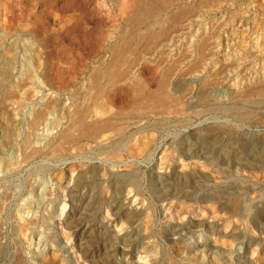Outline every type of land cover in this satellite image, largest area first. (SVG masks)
Here are the masks:
<instances>
[{
    "label": "rangeland",
    "instance_id": "1",
    "mask_svg": "<svg viewBox=\"0 0 264 264\" xmlns=\"http://www.w3.org/2000/svg\"><path fill=\"white\" fill-rule=\"evenodd\" d=\"M157 1L0 0V264H264V0Z\"/></svg>",
    "mask_w": 264,
    "mask_h": 264
},
{
    "label": "bare ground",
    "instance_id": "2",
    "mask_svg": "<svg viewBox=\"0 0 264 264\" xmlns=\"http://www.w3.org/2000/svg\"><path fill=\"white\" fill-rule=\"evenodd\" d=\"M147 1H148V0H136V4H135V3H134V4L137 5V8H138V10L136 9V10H137L136 13H138V14H136L137 16L140 15V12L142 11L141 13L144 14V15L147 14V18H148V15L151 13V12L149 13V11L151 10V9H150L151 7H150V8H148V7L151 6V5H149V6L147 7V6H146V5H147ZM160 1H162V0H160ZM201 1H202V0H201ZM149 2H150V1H149ZM149 2H148V3H149ZM152 2H153V1H152ZM157 2H159V1L156 0V3H157ZM171 3H172V2H171ZM178 4H179V3H178ZM200 4H202V2H201ZM205 4H206V3H205ZM181 5H182V4H181ZM178 6L180 7V5H178ZM202 6H203V5H202ZM169 7H171V6H169ZM172 7H173V6H172ZM179 7H176V8H179ZM199 7H200V6H199ZM154 8H155V5H154ZM183 8H184V7H183ZM146 9H149V10H146ZM184 9H185V8H184ZM194 9H195V8H194ZM156 10H157V9H156ZM156 10H155V11H156ZM165 10H166V9H165ZM168 10H169V9H168ZM175 10H177V9H175ZM179 10H180V9H178V11H179ZM188 10H189V9H188ZM190 11H191V10H190ZM180 12H182V11H180ZM185 12H186V11H185ZM195 12H196V11H195ZM132 13H133V12H132ZM182 13H183V12H182ZM190 13L192 14V12H190ZM130 14H131V13H130ZM153 14H154V16H155L157 13L155 14V13H154V10H153ZM177 14L179 15L178 12H177ZM191 14H190V15H191ZM127 15H129V14H127ZM132 15H133V14H132ZM136 15H135V16H136ZM154 16H153V17H154ZM156 16H158V15H156ZM163 16H164V15H163ZM170 16L173 17V14L170 15ZM170 16H169V17H170ZM183 16H184V18H185V14H184ZM186 16H187V14H186ZM191 16H192V15H191ZM141 17H143V16H141ZM145 17H146V16H145ZM153 17L151 16V18H153ZM187 17H189V15H188ZM197 17H198V16H197ZM184 18H182V19H184ZM136 19H137V18H136ZM136 19H134V20L136 21ZM138 19H140V18H138ZM158 19H159V18H158ZM168 19H169V18H168ZM171 19H172V18H171ZM124 20H125V19H124ZM134 20H133V21H134ZM143 20H144V19H143ZM143 20H142V21H143ZM145 20H147V19H145ZM184 20H185V19H184ZM189 20H190V19H189ZM133 21H132V22H133ZM135 21H134V22H135ZM174 21H175V19H174ZM176 21H178V19H176ZM182 21H183V20H182ZM152 22H153V21H152ZM156 22H157V21H156ZM186 22H187V21H186ZM189 22H190V21H189ZM141 23H142V22H140V24H141ZM171 23H172V22H171ZM173 23H174V22H173ZM178 23H179V22H178ZM135 24H136V22H135ZM138 24H139V22H138ZM167 25H168V24H167ZM169 25H170V24H169ZM173 25H174V24H173ZM173 25H172V26H173ZM178 25H179V24H178ZM189 25H190V23H189ZM126 26H127V25H126ZM128 26H129V24H128ZM135 26H136V25H135ZM135 26H134V27H135ZM149 26H150V25H149ZM172 26H171V27H172ZM222 26H223V25H222ZM129 27H130V26H129ZM129 27H128V28H129ZM134 27H132V29H133ZM174 27H175V25H174ZM182 27H183V26H182ZM210 27H211V26H210ZM149 28H150V27H149ZM149 28H148L147 30H149ZM169 28H170V27H169ZM177 29H178V28H176L175 30H177ZM180 30H181V29H180ZM209 30H210V28H209ZM209 30H208V31H209ZM169 31H170V29H169ZM178 31H179V30H178ZM216 31H218V29H217ZM139 32H140V31H139ZM160 32H161V31H160ZM170 32H172V31H170ZM127 33H128V32H127ZM140 33H141V32H140ZM116 35H117V34H116ZM118 35H119V34H118ZM160 35H161V34H160ZM160 35H159V36H160ZM184 35H185V34H184ZM214 35H215V34H214ZM219 35H220V34H219ZM219 35H217V36H219ZM159 36H158V34H154V32H153V34H151V36H150L149 39L152 38V40H154V42H155V40H156ZM165 36H166V35H165ZM200 36H201V35H200ZM202 36H203V35H202ZM206 36H207V35H206ZM209 37H210V36H209ZM133 38H134V37H133ZM171 38H172V37H171ZM199 38H200V37H199ZM199 38H198V40H200ZM201 38H202V37H201ZM203 38H204V37H203ZM115 40H116V39H115ZM161 40H163V39H161ZM184 40H185V39H184ZM116 41H117V40H116ZM119 41H120V40H119ZM202 41H203V40H202ZM108 42H109V41H108ZM152 42H153V41H152ZM152 42H151V43H152ZM154 42H153V43H154ZM175 42H176V41H175ZM151 43H150V44H151ZM153 43H152V44H153ZM189 43H190V42H189ZM107 44H108V43H107ZM186 44H187V43H186ZM207 44H208V43H207ZM215 44H216V43H215ZM215 44H214V45H215ZM184 45H185V44H184ZM156 46H158V45H156ZM199 46H200V45H199ZM209 46H210V45H209ZM117 47H118V46H117ZM141 47H142V46H141ZM144 47H145V46H144ZM171 47H172V46H171ZM187 47H188V46H187ZM206 47H207V46H206ZM153 48H154V47H153ZM156 48H157V47H156ZM199 48H200V47H199ZM216 48H217V47H216ZM111 49H112V48H111ZM148 49H149V48H148ZM167 49H168V48H167ZM167 49H166V50H167ZM183 49H185V48H183ZM202 49H203V48H202ZM213 49H214V48H213ZM144 50H145V49H144ZM149 50H150V49H149ZM166 50H165V51H166ZM190 50H191V49H190ZM211 50H212V49H211ZM134 51H135V50H134ZM179 51H180V50H179ZM198 51H199V50H198ZM127 52H128V51H127ZM141 52H142V51H141ZM141 52H140V53H141ZM143 52H145V51H143ZM148 52H149V51H148ZM151 52H153V50H152ZM202 52H203V51H202ZM146 53H147V51H146ZM160 53H161V52H160ZM169 53H170V52H169ZM197 53H200V52H197ZM111 54H112V53H111ZM142 54H143V53H142ZM104 55H105V54H104ZM113 55H114V54H113ZM128 55H129V54H128ZM144 55H145V54H144ZM149 55H150V54H149ZM160 55H161V54H160ZM198 55H200V54H198ZM145 56H146V55H145ZM147 56H148V55H147ZM202 56H203V55H202ZM202 56H199V57L202 58ZM112 57H113V56H112ZM114 57H116V56H114ZM114 57H113V58H114ZM117 57H118V56H117ZM180 57H181V55H180ZM186 57H187V56H186ZM248 57H249V56H248ZM143 58H144V57H143ZM108 59H109V58H108ZM114 59H115V58H114ZM116 59H117V58H116ZM150 59H151V58H150ZM167 59H168V58H167ZM177 59L179 60V58H177ZM177 59H175V60H176L175 62L178 61ZM191 59H192V58H191ZM119 60H120V59H119ZM126 60H127V59H126ZM135 60H136V59H135ZM156 60H157V59H156ZM181 60H183V59H181ZM200 60H201V59H200ZM38 61H39V60H38ZM107 61H108V60H107ZM172 61H174V60H172ZM99 62H100V61H99ZM138 62H139V59H138ZM144 62H145V61H144ZM135 63H136V62H135ZM159 63H160V62H159ZM161 63H163V61H162ZM196 63H197V62H196ZM196 63H195V64H196ZM136 64H138V63H136ZM136 64H135V65H136ZM143 64H144V63H143ZM151 64L153 65V63H151ZM157 64H158V63H157ZM171 64H172V63H171ZM171 64H170V66H171ZM240 64H241V63H240ZM117 65H118V64H115V62H114L109 68H107V69H108V70H107L108 72H106V73H107V76H109V79H110V81H112V82H113V80H114V81H120V80H123V76L120 74L121 71L119 72L120 68H122V67H119V66L122 65V64H120V65L118 66L119 69L117 68ZM161 65H162V64H161ZM234 65H236V64H234ZM237 65H238V63H237ZM93 66H94V65H93ZM167 66H168V65H167ZM191 66H192V65H191ZM196 66H197V65H196ZM199 66H200V65H199ZM231 66H232V65H231ZM105 67H106V66H105ZM171 67H172V66H171ZM176 67H177V65H176ZM188 67L190 68V66H188ZM188 67H187V68H188ZM192 67H195V66H192ZM166 68H167V67H166ZM169 68H170V67H169ZM174 68H175V67H174ZM187 68H186V69H187ZM189 68H188V69H189ZM196 68H197V67H196ZM226 68H227V66H226ZM124 69H125V68H124ZM126 69L128 70V68H126ZM151 69H153V68H151ZM154 69H155V68H154ZM167 69H168V68H167ZM197 69H198V68H197ZM201 69H203V68H201ZM122 70H123V69H122ZM169 70H170V69H169ZM184 70H185V69H184ZM222 70L224 71L225 69H222ZM222 70H221V71H222ZM125 71H126V70H125ZM155 71H156V70H155ZM172 71H173V70H172ZM195 71H196V70H195ZM223 71H222V72H223ZM162 72L164 73V71H162ZM165 72H166V71H165ZM189 72H190V71H189ZM189 72H188V73H189ZM196 72H197V71H196ZM196 72H195V73H196ZM106 73H105V74H106ZM166 73H167V72H166ZM169 73H171V72H169ZM191 73H192V72H191ZM128 74H129V73H128ZM154 74H155V73H154ZM167 74H168V73H167ZM180 74H181V73H180ZM189 74H190V73H189ZM196 74H197V73H196ZM212 74H213V73H212ZM100 75H101V74H100ZM126 75H127V73H126ZM140 75H141V74H140ZM184 75H185V74H184ZM163 76H164V74H163ZM170 76H171V75H170ZM179 76H181V75H179ZM179 76H178V77H179ZM205 76H207V75H205ZM210 76H211V75H210ZM210 76H209V77H210ZM92 77H93V76H92ZM92 77H90V78H92ZM94 77H95V78H94V81H96V83L98 84V82L100 81V80H99L100 78H99L97 75H95V74H94ZM129 77H131V76H129ZM167 77H168V76H167ZM104 78H105V77H104ZM107 78H108V77H107ZM131 78H132V77H131ZM206 78H207V77H206ZM101 79H102V78H101ZM105 79H106V78H105ZM143 79H144V78H143ZM167 79H168V78H166V80H167ZM129 80H130V79H129ZM132 80H133V79H132ZM132 80H131V81H132ZM157 80H158V79H157ZM87 81H88V80H87ZM92 81H93V79H92ZM94 81H93V83H94ZM106 81H109V80H106ZM124 81H126V80H124ZM134 81H135V80H134ZM176 81H177V80H176ZM179 81H180V80H179ZM201 81H202V80H201ZM100 82H101V81H100ZM100 82H99V83H100ZM122 82H123V81H122ZM163 82H164V84H165L167 81H166V82L163 81ZM163 82H162V83H163ZM103 83H104V81H103ZM106 83H107V82H106ZM124 83H125V82H124ZM126 83H127V82H126ZM129 83L131 84V82H129ZM133 83H134V82H133ZM133 83H132V84H133ZM144 83H145V82H144ZM147 83H148V82H147ZM156 83H157V82H156ZM175 83H176V82H175ZM212 83H213V80H212ZM214 83H215V82H214ZM22 84H23V83H22ZM64 84H65V83H64ZM101 84H102V83H101ZM104 84H105V83H104ZM114 84H116V82H115ZM114 84L112 83V86H113ZM132 84H131V85H132ZM164 84H161V85L159 86V88H156V90H155V91H156V94H159V93H160L159 91H161L162 88L164 89V86H165ZM167 84H168V83H167ZM172 84H173V83H172ZM218 84H220V83H218ZM95 85H96V84H95ZM105 85H106V84H105ZM116 85H117V84H116ZM123 85H124V84H123ZM127 85H128V84H127ZM209 85H210V84H209ZM257 85H258V84H257ZM257 85H256V86H257ZM259 85H260V84H259ZM259 85H258V86H259ZM261 85H263V84H261ZM9 86H10V85H9ZM14 86H15V85H14ZM20 86H21V85H20ZM20 86H19V87H20ZM110 86H111V85H110ZM154 86H155V85H154ZM221 86H222V85H221ZM254 86H255V85H254ZM254 86H253V87H254ZM256 86H255V87H256ZM100 87H102V86H100ZM103 87H104V85H103ZM128 87H129V86H128ZM130 87H131L132 92H133L135 95H139V96L142 95V91L138 89L139 86L137 87V85L134 84V85H132V86H130ZM130 87H129V88H130ZM205 87H207V86H205ZM249 87H250V86H249ZM15 88H16V87H15ZM93 88H94V87H93ZM200 88H201V87H200ZM200 88H199V89H200ZM250 88H251V87H250ZM10 89H11V87H10ZM25 89H26V88H25ZM78 89H79V88H78ZM97 89H98V88H97ZM100 89H101V88H100ZM100 89H99V91H100ZM110 89H111V88H110ZM110 89H109V90H110ZM173 89H174V88H173ZM191 89H192V88H191ZM254 89H255V88H254ZM15 90H16V89H15ZM34 90H35V89H34ZM46 90H47V89H46ZM105 90H106V89H105ZM204 90H205V89H204ZM206 90H207V89H206ZM248 90H249V88H248ZM251 90H252V88H251ZM256 90H258L259 92L264 93V86H262L261 88L256 89ZM28 91H29V90H28ZM38 91H39V90H38ZM99 91H98V93H99ZM102 91H103V90H102ZM190 91H191V90H190ZM190 91H189V92H190ZM235 91H236V90H235ZM237 91H238V90H237ZM249 91H250V90H249ZM46 92H47V91H46ZM183 92H184V91H183ZM195 92H196V91H195ZM232 92H233V91H232ZM25 93H26V92H25ZM27 93H28V92H27ZM107 93H108V92H107ZM123 93H124V92H123ZM129 93H130V92H129ZM129 93H128V94H129ZM197 93H198V92H197ZM203 93H204V91H203ZM239 93H240V92H239ZM243 93H244V91H243ZM248 93H249V92H248ZM8 94H10V93H8ZM101 94H102V93H101ZM154 94H155V92L152 91L151 94L149 93V95H148V96L146 95V96H147L148 99H151V98L153 99ZM26 95H27V94H26ZM46 95H47V93H46ZM50 95H51V94H50ZM96 95H97V93H96ZM109 95H110V94H109ZM115 95H116V94H115ZM125 95H126V94H125ZM129 95H130V94H129ZM185 95H187V94H185ZM185 95H183V99H184V96H185ZM14 96H15V95H14ZM14 96H13V97H14ZM28 96H29V95H28ZM126 96H127V95H126ZM159 96H160V95H159ZM164 96H166V95H164ZM171 96H172V95H171ZM180 96H181V95H179V97H180ZM197 96H198V95H197ZM197 96H196V97H197ZM242 96H244V95H242ZM38 97H39V96H38ZM136 97H137V96H136ZM58 98H59V97H58ZM129 98H130V97H129ZM158 98H160V99H159V102H160V103H161V102H164V101L166 102L167 99H169V100L171 99V97H170L169 95L166 96V97H162V96H160V97H158ZM173 98H174V97H173ZM173 98H172V99H173ZM176 98H177V97H176ZM176 98H175V99H176ZM180 98H181V97H180ZM261 98H262V96H261ZM12 99H13V98H12ZM24 99H25V97H24ZM94 99H96V98H94ZM106 99H107V98H106ZM133 99H134V97H133ZM135 99H136V98H135ZM202 99H203V98H202ZM246 99H249V98L246 97ZM254 99H255V98H254ZM259 99H260V98H259ZM107 100H110V99H107ZM130 100H131V99H130ZM145 100H146V99H145ZM145 100H144V101H145ZM244 100H245V98H244ZM65 101H66V99H65ZM144 101H143V102H144ZM155 101H156V100L154 99V102H155ZM157 101H158V99H157ZM197 101H198V100H197ZM245 101H246V100H245ZM247 101H248V100H247ZM256 101H257V100H256ZM260 101H263V100H260ZM21 102H22V101H21ZM86 102H87V101H86ZM231 102H232V101H231ZM14 103H15V102H14ZM56 103H57V102H56ZM103 103H104V102H103ZM128 103H129V102H128ZM160 103H159V104H160ZM214 103H215V102H214ZM219 103H220V102H219ZM248 103H249V102H248ZM250 103H252V102H250ZM8 104H9V103H8ZM105 104H106V103H105ZM105 104H104V105H105ZM143 104H144V103H143ZM146 104H147V103H146ZM148 104H149V103H148ZM153 104H154V103H153ZM156 104H157V103H156ZM192 104H193V103H192ZM228 104H229V103H228ZM259 104H260V103H259ZM94 105H95V104H94ZM114 105H115V104H114ZM130 105H131V104H130ZM130 105H128V106H130ZM132 105H133V104H132ZM134 105H136V103H134ZM154 105H155V104H154ZM164 105H165V104H164ZM219 105H220V104H219ZM246 105H247V104H246ZM18 106H19V105H18ZM60 106H61V105H60ZM170 106H171V105H170ZM182 106H183V105H182ZM182 106H181V107H182ZM216 106H217V105H216ZM220 106H221V105H220ZM248 106H249V105H248ZM106 107H107V106H106ZM123 107H124V106H123ZM163 107H164V106H163ZM163 107H162V108H163ZM193 107H194V106H193ZM211 107H212V106H211ZM47 108H48V106H47ZM87 108L89 109V107H87ZM100 108H101V107H100ZM112 108H113V107H112ZM202 108H203V107H202ZM209 108H210V107H209ZM216 108H217V107H216ZM231 108H232V107H231ZM242 108H243V107H242ZM69 109H70V108H69ZM77 109L80 110L81 108L78 107ZM77 109H76V110H77ZM83 109H84V107H83ZM85 109H86V108H85ZM85 109H84V110H85ZM88 109H87V112H88ZM93 109H94V108H93ZM130 109H131V108H130ZM130 109H129V110H130ZM138 109H139V108H137L136 110H138ZM168 109H169V108H168ZM170 109H171V108H170ZM228 109H229V108H228ZM234 109H235V108H234ZM234 109H233V110H230V113L233 114L234 116H238L239 113H238L236 110H234ZM59 110H60V109H59ZM97 110H98V109H97ZM225 110H226V108H225ZM253 110H254V109H253ZM131 111H132V110H131ZM144 111H145V110H144ZM167 111H168V110H167ZM167 111H166V112H167ZM174 111H176V110L174 109ZM226 111H227V110H226ZM243 111H244V110H243ZM75 112H76V111H75ZM92 112H93V111H92ZM101 112H102V111H101ZM101 112H100V113H101ZM103 112H104V111H103ZM106 112H107V111H106ZM132 112H133V111H132ZM136 112H137V111H136ZM138 112H141V110L138 111ZM170 112H171V111H170ZM180 112H181V111H180ZM206 112H207V111H206ZM259 112H260V111H259ZM43 113H44V112H43ZM77 113H78V110H77ZM81 113H82V112H81ZM84 113H85V112H84ZM113 113H114V111H113ZM113 113H112V114H113ZM120 113H121V112H120ZM120 113H119V114H120ZM156 113H157V112H156ZM171 113H172V112H171ZM175 113H176V112H175ZM175 113H173V114H175ZM215 113H216V112H215ZM245 113H246V112H245ZM40 114H41V113H39V115H40ZM70 114H71V113H70ZM86 114H87V113H85V115H84V114H82V115L86 116ZM101 114H102V113H101ZM101 114H99V115H101ZM109 114H110V113H109ZM116 114H117V113H116ZM124 114H125V112H124ZM124 114H123V116H124ZM177 114H178V113H177ZM184 114H185V113H184ZM192 114H195V113H192ZM219 114H220V113H219ZM257 114H258V113H257ZM74 115H76V114H74ZM92 115H93V114H92ZM96 115H97V114H96V112H95L94 117H93V118L91 117V119H93V120H97V119H99V118H97ZM99 115H98V116H99ZM126 115H127V114H126ZM163 115H164V114H163ZM179 115H180V114H179ZM220 115H221V114H220ZM253 115H254V114H253ZM35 116H36V115H35ZM48 116H49V115H48ZM80 116H81V114H80ZM84 116H82V119H76V122H74V125H70V126L66 127V129L63 130L64 132L61 133L62 135H61V138H60V139H61V142H60L61 144L64 145V143H68V141H71L72 139H74V133H73V132H74V130H76V129L78 130V132H76V133H78L77 135L80 134V135H82V136H84V137H86V136H90V137H91L93 134L97 133L98 131H101V130L104 129V128H108V127H110L111 124H113V122L111 123V122H109V121L107 120V122H102V123L100 122V125H97V124H96V126H95V124H94V126L90 127L91 125H90V126H89V125H85V123H84V118H85V117H84ZM88 116H89V114H88ZM102 116H103V115H101V118H102ZM107 116H108V115H107ZM112 116H114V115H112ZM128 116H129V115H128ZM250 116H251V115H250ZM42 117H43V116H42ZM46 117H47V116H46ZM75 117H76V116H75ZM78 117H79V116H78ZM89 117H90V116H89ZM89 117H88V118H89ZM239 117H240V116H239ZM243 117H244V116H242L241 118H243ZM245 117H246V115H245ZM256 117H257V116H256ZM69 118H70V116H69ZM110 118H112V117H110ZM252 118H253V117H252ZM36 119H37V118H36ZM73 119H74V118H73ZM103 119H104V118H103ZM105 119H106V118H105ZM107 119H108V118H107ZM112 119H113V118H112ZM34 120H35V119H34ZM114 120H115V119H114ZM163 120H164V119H163ZM178 120H179V119H178ZM241 120H242V119H241ZM88 121H89V119H88ZM99 121H100V119H99ZM101 121H102V120H101ZM105 121H106V120H105ZM115 121H116V120H115ZM118 121H119V120H118ZM255 121H256V120H255ZM29 122H30V121H29ZM69 122H70V121H69ZM97 122H98V121H96L95 123H97ZM155 122H156V121H155ZM186 122H187V121H186ZM246 122H247V121H246ZM246 122H245V123H246ZM262 122H264V121H262ZM66 123H67V122H66ZM116 123H117V122H116ZM116 123H115V124H116ZM127 123H128V122H127ZM247 123H248V122H247ZM31 124H32V122H31ZM130 124H131V123H130ZM171 124H172V123H171ZM179 124H180V123H179ZM131 125H133V124H131ZM184 126H186V125H184ZM213 126H214V125H213ZM213 126H212V127H213ZM62 127H63V126H62ZM140 127H141V126H140ZM24 128H25V127H24ZM173 128H174V127H173ZM206 128H207V127H206ZM218 128H220V127H218ZM261 128H262V127H261ZM263 128H264V127H263ZM19 129H20V128H19ZM113 129H114V128H113ZM214 129H215V128H214ZM214 129H213V130H214ZM220 129H221V128H220ZM227 129H228V128H227ZM238 129H239V128H238ZM110 130H111V129H110ZM108 131H109V130H108ZM103 132H104V131H103ZM109 132H110V131H109ZM203 132H204V131H203ZM100 133H101V132H100ZM107 133H108V132H107ZM107 133H106V134H107ZM114 133H115V132H114ZM124 133H125V132H124ZM103 134H105V133H103ZM258 134H259V133H258ZM258 134H257V136H258ZM52 135H53V134H52ZM107 135H108V134H107ZM229 135H230V134H229ZM82 136H81V137H82ZM99 136H102V135H99ZM99 136H97V137H99ZM105 136H106V135H105ZM238 136H239V135H238ZM259 136H260V135H259ZM59 137H60V136H59ZM77 137H78V136H77ZM77 137H76V138H77ZM94 137H95V136L93 135V138H94ZM106 137H109V136H106ZM149 137H150V136H149ZM198 137H199V136H198ZM201 137H202V136H201ZM209 137H212V136L210 135ZM86 138H87V137H86ZM104 138H105V137H104ZM14 139H15V138H14ZM26 139H27V138H26ZM91 139H92V138H91ZM119 139H120V137H119ZM228 139H229V138H228ZM27 140H28V139H27ZM27 140H26V141H27ZM77 140H79V139H77ZM84 140H85V139H84ZM103 140H105V139H103ZM201 140H202V139H201ZM14 141H15V140H14ZM28 141H30V140H28ZM28 141H27V142H28ZM87 141H88V140H87ZM89 141H90V140H89ZM96 141H97V143H98V140H96ZM107 141H108V139H107ZM115 141H116V140H115ZM192 141H193V140H192ZM218 141H219V140H218ZM100 142H101V141H100ZM262 142H264V141H262ZM29 143H30V142H29ZM88 143H89V142H88ZM107 143H108V142H107ZM114 143H115V142H114ZM120 143H121V142H120ZM221 143H222V142H221ZM91 144H92V143H91ZM91 144H90V145H91ZM215 144H216V143H215ZM33 145H34V144H33ZM43 145H44V144H43ZM51 145H52V144H51ZM78 145H79V144H78ZM84 145H85V144H84ZM86 145H87V144H86ZM90 145H89V146H90ZM95 145H96V144H95ZM97 145H98V144H97ZM107 145H108V144H107ZM217 145H218V144H217ZM99 146H100V145H99ZM103 146H104V144H103ZM221 146H222V144H221ZM60 147H61V146H60ZM62 147H63V146H62ZM62 147H61V148H62ZM96 147H97V146H96ZM110 147H111V146H110ZM61 148H60V150H62ZM63 148H65V145H64ZM77 148H78V147H77ZM104 148H105V147H104ZM203 148H204V147H203ZM39 149H40V148H39ZM54 149H55V148H54ZM98 149H99V148H98ZM102 149H103V148H102ZM26 150H27V149H26ZM78 150H79V149H78ZM33 151H34V150H33ZM52 151H53V150H52ZM162 151H163V150H162ZM208 151H209V150H208ZM53 152H54V151H53ZM67 152H68V151H67ZM87 152H88V151H87ZM93 152H94V151H93ZM255 153H256V152H255ZM25 154H26V156H25L26 158L31 157V155H28L27 153H25ZM35 154H36V153H35ZM53 154H54V153H53ZM32 156H33V155H32ZM55 156H56V155H55ZM90 156H91V155H90ZM102 156H103V155H102ZM118 156H119V155H118ZM33 157H34V156H33ZM97 157H98V156H97ZM31 158H32V157H31ZM170 158H171V157H170ZM39 159H40V158H39ZM59 159H60V157H59ZM202 159H203V158H202ZM103 160H104V159H103ZM106 160H107V159H106ZM163 160H164V159H163ZM15 161H16V160H15ZM22 161H23V160H22ZM24 161H25V160H24ZM31 161H32V159H31ZM56 161H57V160H56ZM172 161H173V160H172ZM187 161H188V160H187ZM252 161H253V160H252ZM68 162H69V161H68ZM194 163H195V162H194ZM9 164H10V163H9ZM179 164H180V163H179ZM195 164H196V163H195ZM19 165H20V164H19ZM78 165H79V164H78ZM92 165H93V164H92ZM96 165H97V164H96ZM132 165H133V164H132ZM82 166H83V165H82ZM85 166H86V165H85ZM112 166H113V165H112ZM184 166H185V165H184ZM190 166H191V165H190ZM196 166H197V164H196ZM116 167H117V166H116ZM185 167H187V166H185ZM233 167H234V166H233ZM240 167H241V166H240ZM13 168H14V167H13ZM78 168H79V167H78ZM108 168H109V167H108ZM160 168H161V167H160ZM195 168H196V167H195ZM208 168H209V167H208ZM237 168H238V167H237ZM66 169H67V168H66ZM75 169H76V168H75ZM166 169H167V168H166ZM202 169H204V168H202ZM177 170H178V169H177ZM183 170H185V169H183ZM67 171H68V170H67ZM175 171H176V170H175ZM204 171H205V170H204ZM243 171H244V170H243ZM60 172H61V171H60ZM108 172H109V171H108ZM178 172H179V171H178ZM192 172H193V169H192ZM197 172H198V170H197ZM201 172H202V171H201ZM247 172H248V171H247ZM90 173H91V172H90ZM112 173H113V172H112ZM181 173H182V172H181ZM194 173H195V172H194ZM216 173H217V172H216ZM249 173H250V172H249ZM12 174H13V173H12ZM158 174H159V173H158ZM176 174H177V173H176ZM186 174H187V173H186ZM217 174H218V173H217ZM238 174H240V173H238ZM194 175H195V174H194ZM204 175H205V174H204ZM69 176H70V175H69ZM139 177H140V176H139ZM251 177H252V176H251ZM103 179H104V178H103ZM166 179H167V178H166ZM219 179H220V178H219ZM240 179H241V178H240ZM76 180H77V179H76ZM128 180H129V179H128ZM201 180H202V179H201ZM241 180H242V179H241ZM152 181H154V180H152ZM196 181H197V180H196ZM84 182H85V181H84ZM247 182H248V181H247ZM118 183H119V182H118ZM124 183H125V182H124ZM68 184H69V183H68ZM219 184H220V183H219ZM232 184H233V183H232ZM216 186H217V185H216ZM68 187H69V186H68ZM117 189H118V188H117ZM217 189H218V188H217ZM60 190H61V189H60ZM213 190H214V189H213ZM95 191H96V190H95ZM217 192H218V191H217ZM246 192H247V191H246ZM253 193H254V192H253ZM88 194H89V193H88ZM216 194H217V193H216ZM71 195H72V194H71ZM132 195H133V194H132ZM138 195H139V194H138ZM94 196H95V195H94ZM135 197H136V196H135ZM93 199H94V198H93ZM217 199H218V198H217ZM233 199H234V198H233ZM126 202H127V201H126ZM228 202H229V201H228ZM239 202H240V201H239ZM61 203H62V202H61ZM95 204H96V203H95ZM131 204H132V203H131ZM179 204H180V203H179ZM213 204H214V203H213ZM75 205H76V204H75ZM78 205H79V204H78ZM59 207H60V206H59ZM106 207H107V206H106ZM189 208H190V207H189ZM65 209H66V208H65ZM160 209H162V208H160ZM83 211H84V210H83ZM91 211H92V210H91ZM84 212H85V211H84ZM116 212H117V211H116ZM60 213H61V212H60ZM114 213H115V212H114ZM104 214H105V213H104ZM234 214H235V213H234ZM64 215H65V214H64ZM142 215H143V214H142ZM175 217H176V216H175ZM175 217H174V218H175ZM246 217H247V216H246ZM215 219H217V218H215ZM71 220H72V219H71ZM76 220H77V219H76ZM239 220H240V219H239ZM239 220H238V221H239ZM214 221H215V220H214ZM140 222H141V221H140ZM199 222H200V221H199ZM224 222H225V221H224ZM64 223H65V222H64ZM67 223H68V222H67ZM122 224H123V223H122ZM145 224H146V222H145ZM156 224H157V223H156ZM228 224H229V223H228ZM246 224H247V223H246ZM226 225H227V224H226ZM229 225H230V224H229ZM154 227H155V226H154ZM224 227H225V226H224ZM236 227H237V226H236ZM21 229H22V228H21ZM228 229H229V228H228ZM114 230H115V229H114ZM144 230H146V229H144ZM155 230H156V229H155ZM173 230H174V229H173ZM142 231H143V230H142ZM233 233H234V232H233ZM249 233H251V232H249ZM120 234H121V233H120ZM63 235H64V234H63ZM141 236H142V235H141ZM148 236H149V235H148ZM234 236H235V235H234ZM62 237H63V236H62ZM143 238H144V237H143ZM117 239H118V238H117ZM241 239H242V238H241ZM119 240H120V239H119ZM146 240H147V239H146ZM234 240H235V239H234ZM124 242H125V241H124ZM223 243H224V242H223ZM78 244H79V243H78ZM229 244H230V243H229ZM248 244H249V243H248ZM259 244H260V243H259ZM253 245H254V244H253ZM229 246H230V245H229ZM229 246H228V247H229ZM226 247H227V246H226ZM254 247H255V246H254ZM79 249H80V248H79ZM166 250H167V249H166ZM253 251H254V250H253ZM77 252H78V251H77ZM167 253H168V252H167ZM172 255H173V254H172ZM263 255H264V254H263ZM253 256H254V255H253ZM257 256H258V254H257ZM40 258H41V257H40ZM54 258H55V257H54ZM250 259H251V258H250ZM78 260H79V259H78ZM263 260H264V259H263ZM81 261H82V260H81ZM40 262H41V261H40ZM46 262H47V261H46ZM151 264H152V263H151Z\"/></svg>",
    "mask_w": 264,
    "mask_h": 264
}]
</instances>
